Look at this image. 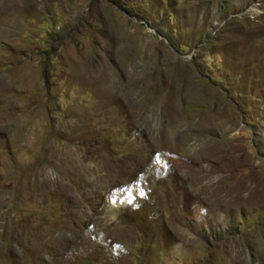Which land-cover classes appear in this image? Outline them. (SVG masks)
I'll return each instance as SVG.
<instances>
[{
	"label": "rangeland",
	"instance_id": "374dc122",
	"mask_svg": "<svg viewBox=\"0 0 264 264\" xmlns=\"http://www.w3.org/2000/svg\"><path fill=\"white\" fill-rule=\"evenodd\" d=\"M0 264H264V0H0Z\"/></svg>",
	"mask_w": 264,
	"mask_h": 264
}]
</instances>
